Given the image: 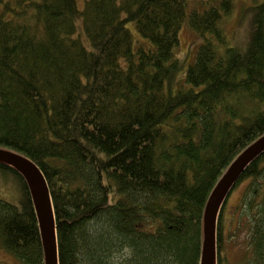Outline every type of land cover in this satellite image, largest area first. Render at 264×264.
<instances>
[{"label":"trees","instance_id":"16d2710c","mask_svg":"<svg viewBox=\"0 0 264 264\" xmlns=\"http://www.w3.org/2000/svg\"><path fill=\"white\" fill-rule=\"evenodd\" d=\"M238 1L0 0V147L45 175L59 264H200L208 198L264 135V0H242L245 36L227 27ZM185 23L199 43L182 77ZM0 176L18 191L0 198V264H45L26 180L1 162ZM243 181L258 187L237 206L251 233L237 264H264V154L231 194ZM231 194L217 264H232Z\"/></svg>","mask_w":264,"mask_h":264},{"label":"water","instance_id":"95a60500","mask_svg":"<svg viewBox=\"0 0 264 264\" xmlns=\"http://www.w3.org/2000/svg\"><path fill=\"white\" fill-rule=\"evenodd\" d=\"M262 154H264V135L233 160L213 188L203 214L200 264H217V223L220 209L246 168ZM0 162L18 170L26 180L37 214L45 264H59L57 224L45 175L32 159L13 150L0 147Z\"/></svg>","mask_w":264,"mask_h":264},{"label":"rangeland","instance_id":"374dc122","mask_svg":"<svg viewBox=\"0 0 264 264\" xmlns=\"http://www.w3.org/2000/svg\"><path fill=\"white\" fill-rule=\"evenodd\" d=\"M78 6L80 9L84 8V3L86 0H77ZM244 3L242 0H239L237 2V5L235 7V11L233 16L228 20L227 27L231 31V33L239 34L242 36H245L244 29L239 25L238 23V17L240 16L242 7ZM2 11V6L0 5V13ZM128 27L131 29L132 33L135 36L136 42L142 41L143 38L140 36L139 32L135 28L133 23H128ZM179 44L176 47V58L179 60L180 68L178 70V73L181 74L182 77H184L186 69L188 67V64L190 60L193 57V54L195 53L197 44L199 43L198 36L194 30L190 28L186 23L183 25L179 32ZM257 185L251 184L250 181H243L242 184L231 194L229 200L227 201V206L225 209V222L228 225V228H231L232 231L235 232L236 235L234 240L230 243L229 246V252H230V261L232 264L238 262L241 257L244 255H247L248 252H251V248L248 250L247 242L250 241L251 233L248 227H242L241 224H237L236 220V213H237V206L241 203V197L245 193V195L248 196V200L253 199L255 192L254 189L257 188ZM17 197H18V191L15 187L14 180H5L0 176V198H3L9 202H12L14 204H17ZM261 201V199H260ZM261 203V202H260ZM242 205V204H241ZM244 209V207H243ZM242 209V210H243ZM243 213V219L244 220H251L252 212L250 211V208L247 207L245 209V213ZM233 215V216H231ZM239 227V228H238ZM246 229V230H245ZM118 258H120V254L117 255ZM0 259L9 260L10 258H6L2 253H0Z\"/></svg>","mask_w":264,"mask_h":264}]
</instances>
